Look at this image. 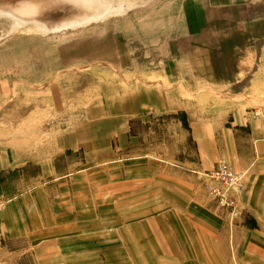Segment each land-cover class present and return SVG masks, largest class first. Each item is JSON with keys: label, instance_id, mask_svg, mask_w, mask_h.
Masks as SVG:
<instances>
[{"label": "crops", "instance_id": "crops-1", "mask_svg": "<svg viewBox=\"0 0 264 264\" xmlns=\"http://www.w3.org/2000/svg\"><path fill=\"white\" fill-rule=\"evenodd\" d=\"M78 1L81 40L66 56L100 79L62 141L82 161L114 155L95 151L112 140L134 155L123 141L137 139L130 125L150 109V163L3 160L0 264H264V118L250 115L263 108L251 93H264V0ZM220 160L246 172L235 219L203 187ZM104 171L150 192L126 198Z\"/></svg>", "mask_w": 264, "mask_h": 264}, {"label": "rangeland", "instance_id": "rangeland-1", "mask_svg": "<svg viewBox=\"0 0 264 264\" xmlns=\"http://www.w3.org/2000/svg\"><path fill=\"white\" fill-rule=\"evenodd\" d=\"M79 3L78 0L67 3L66 0H0V167H3L1 165L6 158L24 160L30 157L27 159L35 160L30 155L39 154L41 157L54 155L52 158L55 157L60 166L75 165L76 170L88 166L92 170L100 164L150 163V109H145L142 118L130 125V132L137 139L131 140V137L123 141L125 144H137L138 148L133 145L134 155H126L123 149L117 155L113 147L115 140H112L111 147L96 148L95 151L114 155L98 157L92 153L88 161H82L83 149L78 146L68 148L62 141L66 135L75 133L82 126L83 118L88 114L85 111L86 103L95 93L100 79L98 70L93 66L85 73L83 70L75 71L73 67L77 63L73 64L74 61L66 56L70 51L68 48L81 40L82 29L71 26L73 19L80 15ZM251 97L256 100L260 98L263 106L251 109V117L264 118V93L252 92ZM144 149H148L149 155L142 159L145 157L142 155ZM221 162L226 161L220 160L214 167ZM226 163L239 172L231 163ZM27 164L35 167L42 165L40 162ZM210 170L201 173L206 193L217 206L236 217L240 213L238 205L244 193L246 174L243 189L233 195L234 205L229 207L222 206L205 187L203 173ZM101 174L114 177L118 174L119 178L108 184H117L119 187L114 189L123 190L126 198L137 195V192H150V187L133 188L129 182H125V177H121L124 171H104ZM106 179L109 178L106 176ZM123 206L133 207L123 211L125 214L134 212V206L130 203ZM108 207L110 212L106 214L109 216L112 207ZM113 221L111 218L108 220L106 233H115L119 229L113 226ZM226 256L227 260L233 259L232 253H226ZM22 264L34 263L27 257Z\"/></svg>", "mask_w": 264, "mask_h": 264}, {"label": "built area", "instance_id": "built-area-1", "mask_svg": "<svg viewBox=\"0 0 264 264\" xmlns=\"http://www.w3.org/2000/svg\"><path fill=\"white\" fill-rule=\"evenodd\" d=\"M245 171L236 172L226 162L219 163L216 167L203 173L205 187L222 206H233V195L244 187Z\"/></svg>", "mask_w": 264, "mask_h": 264}]
</instances>
